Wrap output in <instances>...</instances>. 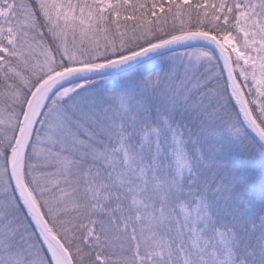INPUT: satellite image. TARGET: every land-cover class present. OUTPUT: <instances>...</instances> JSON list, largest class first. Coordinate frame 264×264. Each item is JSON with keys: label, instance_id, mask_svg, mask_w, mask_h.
Wrapping results in <instances>:
<instances>
[{"label": "snow or ice", "instance_id": "6c2138e0", "mask_svg": "<svg viewBox=\"0 0 264 264\" xmlns=\"http://www.w3.org/2000/svg\"><path fill=\"white\" fill-rule=\"evenodd\" d=\"M0 264H264V0H0Z\"/></svg>", "mask_w": 264, "mask_h": 264}]
</instances>
